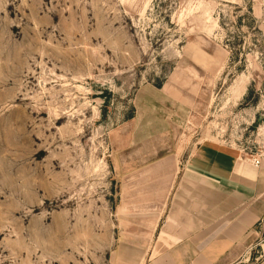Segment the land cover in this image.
<instances>
[{
	"label": "rangeland",
	"instance_id": "374dc122",
	"mask_svg": "<svg viewBox=\"0 0 264 264\" xmlns=\"http://www.w3.org/2000/svg\"><path fill=\"white\" fill-rule=\"evenodd\" d=\"M260 126L264 0H0V264H141L195 146Z\"/></svg>",
	"mask_w": 264,
	"mask_h": 264
},
{
	"label": "crops",
	"instance_id": "0c3cea01",
	"mask_svg": "<svg viewBox=\"0 0 264 264\" xmlns=\"http://www.w3.org/2000/svg\"><path fill=\"white\" fill-rule=\"evenodd\" d=\"M169 197L149 230L130 238L137 262L264 264V239L254 240L255 222L264 212V163L256 167L233 150L200 143ZM253 245L259 250L255 257Z\"/></svg>",
	"mask_w": 264,
	"mask_h": 264
},
{
	"label": "built area",
	"instance_id": "2783aa9c",
	"mask_svg": "<svg viewBox=\"0 0 264 264\" xmlns=\"http://www.w3.org/2000/svg\"><path fill=\"white\" fill-rule=\"evenodd\" d=\"M259 129L262 131V136L264 138V126H260L258 130ZM250 162L256 167L264 163V146L262 147V150H260V152L255 155H251Z\"/></svg>",
	"mask_w": 264,
	"mask_h": 264
},
{
	"label": "bare ground",
	"instance_id": "6f19581e",
	"mask_svg": "<svg viewBox=\"0 0 264 264\" xmlns=\"http://www.w3.org/2000/svg\"><path fill=\"white\" fill-rule=\"evenodd\" d=\"M239 80H241V79H239ZM239 82V81H238Z\"/></svg>",
	"mask_w": 264,
	"mask_h": 264
}]
</instances>
